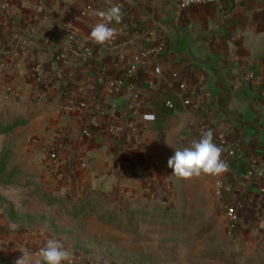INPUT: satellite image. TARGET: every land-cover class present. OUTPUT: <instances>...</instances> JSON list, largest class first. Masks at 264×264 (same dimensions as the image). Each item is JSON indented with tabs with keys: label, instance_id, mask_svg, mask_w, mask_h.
Returning a JSON list of instances; mask_svg holds the SVG:
<instances>
[{
	"label": "crops",
	"instance_id": "1",
	"mask_svg": "<svg viewBox=\"0 0 264 264\" xmlns=\"http://www.w3.org/2000/svg\"><path fill=\"white\" fill-rule=\"evenodd\" d=\"M111 3L123 19L111 25L115 41L99 45L90 31L109 0H0V94L30 108L31 147L42 155L54 145L65 159L58 174L70 180L146 178L161 175L163 154L168 161L174 149L210 129L227 141L222 159L229 171L219 176L226 209L237 208L242 237L262 241L264 142L246 143L242 127L221 120L208 71L174 47L178 36L179 51L189 37H202L193 47L209 45L232 86L249 83L264 107V0L185 9L179 0ZM85 128L90 135L82 134ZM39 248L0 223V264H15L22 251L35 256Z\"/></svg>",
	"mask_w": 264,
	"mask_h": 264
},
{
	"label": "rangeland",
	"instance_id": "2",
	"mask_svg": "<svg viewBox=\"0 0 264 264\" xmlns=\"http://www.w3.org/2000/svg\"><path fill=\"white\" fill-rule=\"evenodd\" d=\"M30 114L0 94V223L7 231L39 247L55 238L75 259L100 264H264V239L232 227L219 176L177 177L163 154L159 176L70 180L50 157L54 145L42 155L32 148Z\"/></svg>",
	"mask_w": 264,
	"mask_h": 264
},
{
	"label": "clouds",
	"instance_id": "3",
	"mask_svg": "<svg viewBox=\"0 0 264 264\" xmlns=\"http://www.w3.org/2000/svg\"><path fill=\"white\" fill-rule=\"evenodd\" d=\"M109 4L105 10L96 13L100 19L90 31V39L99 45H110L115 41L118 30L111 25L120 24L123 19L119 5L111 3V0ZM222 152V148L214 142L213 131L209 129L201 134L199 140H193L190 146L175 149L168 160V167L177 177L186 180L204 175L218 177L229 171V165L222 159ZM15 264H75V257L62 241L49 238L35 256L22 251Z\"/></svg>",
	"mask_w": 264,
	"mask_h": 264
},
{
	"label": "water",
	"instance_id": "4",
	"mask_svg": "<svg viewBox=\"0 0 264 264\" xmlns=\"http://www.w3.org/2000/svg\"><path fill=\"white\" fill-rule=\"evenodd\" d=\"M201 38L189 37L184 50L179 51L178 36L175 40V54L208 71L209 92L215 96L214 107L221 115L222 121H228L235 127H242L245 133L241 139L246 143L264 142V107L258 104L260 94L254 91L249 83L235 89L225 66L210 52L209 45H202L198 49L193 47Z\"/></svg>",
	"mask_w": 264,
	"mask_h": 264
},
{
	"label": "built area",
	"instance_id": "5",
	"mask_svg": "<svg viewBox=\"0 0 264 264\" xmlns=\"http://www.w3.org/2000/svg\"><path fill=\"white\" fill-rule=\"evenodd\" d=\"M214 0H179V6L183 9L185 8H188L189 6H191L192 4H201V3H208V2H212ZM180 87L182 89L185 88V85L184 84H181ZM72 101V100H71ZM184 104H190V99L188 97H186L184 99ZM167 105L169 107H173L174 104L172 103V101H167ZM203 132H201L202 134ZM82 134L83 135H90V131L89 129L85 128L82 130ZM214 142L219 146L221 147L222 149H226V144H227V141L225 138H218L214 135ZM229 153L232 154L234 153V150L233 148L232 149H229ZM51 158L54 160V161H57L60 165H65V159L63 158V156L60 154L59 151L57 150H53L51 151ZM226 215L228 216V218L230 219L231 221V225L232 227H235L236 226V223H238L239 221V214L237 212V208L234 206V205H229L226 209ZM81 260V259H79Z\"/></svg>",
	"mask_w": 264,
	"mask_h": 264
}]
</instances>
